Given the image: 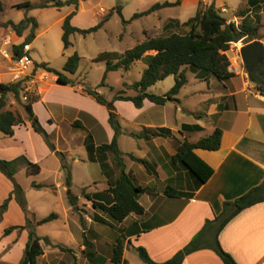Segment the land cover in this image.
<instances>
[{"label":"crops","instance_id":"crops-1","mask_svg":"<svg viewBox=\"0 0 264 264\" xmlns=\"http://www.w3.org/2000/svg\"><path fill=\"white\" fill-rule=\"evenodd\" d=\"M176 1L101 0L99 9L94 14L100 20L96 25L85 26L81 25L78 19L88 13L85 5L90 0H86L80 3L79 10L72 19V25L80 29H89L97 26L110 14V19L99 30L101 31L107 28L111 18L117 15L120 9L123 17L128 21L125 24L128 27L126 29L132 27L134 21L142 18L151 19L148 21V27L143 28L139 36L136 44L138 45L147 38L161 36L165 32V26L172 21H175L173 22L176 25L175 29L178 24L186 22L178 17L169 16L167 13L169 9L190 7L197 13L201 2L206 5L214 2L219 10L226 8L230 12L226 0H181L179 6L161 8L149 16L132 20L135 14L145 12L156 4L175 3ZM107 3H109L108 6H104ZM257 4L255 0H243V2L241 0L239 8L233 12L238 11L243 5L246 10H251L250 14L253 15V8ZM32 5L37 6V4ZM62 9H67L62 19L74 11L73 6H66ZM243 19L235 16L232 22L240 25ZM125 34L126 31L120 36V40L125 39ZM257 40L264 44V38ZM33 43L27 46L29 55ZM154 54H156L154 51L147 53V55ZM141 61L144 63L143 60ZM35 65L28 67L27 73L23 76L20 74L14 76L11 73L13 78L4 84L25 80L24 92L27 95L24 98L27 99L28 93L38 98L32 105L33 112L51 135L56 150L64 153L66 159H72L73 164L71 166L68 164L71 168L73 183L75 165H80L86 170L85 189L87 192L94 194L106 191L110 183L116 181L120 171L109 160V170L107 174H103L100 164L89 159L85 140L88 135H92L97 146L113 141L115 132L110 124L108 108L84 91V85L80 82L82 77L77 75L78 71L74 78L77 86H65L57 82L56 75L42 69L35 70ZM241 66L243 65L236 62L235 68L231 69L236 75L222 82L223 88L217 81V84H213L212 76L199 79L195 73L196 78L208 83V86L206 89L193 93L195 96L201 95L204 98L193 107L187 106L185 99L181 98L188 82L177 97L179 101L169 102L164 106L147 100L143 108L138 109L130 101L115 102L122 126L119 148L123 153L126 172L138 186L146 189L139 199L140 204L145 208V213L141 216L132 214L122 223H117L120 234L116 235L113 228L116 223L107 215L96 211L92 203L87 200L91 204L88 205L89 207L85 204L84 206L86 210L91 208L92 215L85 213V216L81 217L82 221L74 215L81 224L79 230L85 233L93 244L94 256L92 259H86L84 264H117L112 261V255L113 245L120 238L119 236H124L125 240L123 262L119 264H146L139 256L138 247L145 248L155 262H166L185 248L201 232L208 220L220 215L226 202L235 201L264 182V106L261 105L262 97L254 92L253 82L248 73L242 71ZM3 75L5 73H0L1 78ZM69 76L72 79L71 75ZM9 96L12 100L10 105H13L14 95L9 94ZM114 97L113 95L110 99L104 98L112 101ZM174 104L176 107H173ZM10 109L12 110V107L7 110ZM20 115L24 123L15 126L13 136H7L0 131V159L11 161L25 156L31 162L40 165L41 173L34 176L29 175L24 166L21 167L15 175V180L19 185V176L25 175L31 179V187L36 191L46 190L51 185H55L57 192L61 188L68 192L61 159L51 150L44 137L33 129L27 112L21 111ZM75 123H80L81 127L76 126ZM185 125L199 127V129L185 130L183 129ZM159 129H169L171 135L150 139L132 136L133 133L150 134ZM217 129L223 131L219 150H195L196 155L214 170L212 177L198 188L196 180L190 173L180 165L174 164L173 157L177 154L181 142L188 140L191 143H197L202 138L212 135ZM76 145L84 149L86 154L83 152L81 155L75 154L73 147ZM130 155L146 161L148 166L133 160ZM48 163L54 166V175L60 181L64 180L63 182L56 184L50 180L51 178L48 181L40 180L45 171V165ZM92 164L99 165L102 177L98 178L89 171ZM0 183L7 186L0 195L1 205L14 191V184L1 172ZM34 183L46 187L39 190L33 187ZM100 183L102 188L98 186ZM169 185L177 189L181 196L168 197L165 191ZM79 199L82 200V197ZM14 206L20 207L15 199L10 202L3 220ZM95 215L100 216L104 223L94 221ZM4 231L3 237L7 242L17 236V231L9 236H4ZM4 239L0 243L1 246L2 244L7 245ZM219 240L223 249L231 254L238 264H264V203L241 212L224 228ZM22 241L24 243L12 244V248L1 257L0 264H8L7 261L12 257L17 258L14 264L21 261L28 241V233H25ZM18 249H20L19 255L16 252ZM84 249L85 246H81L77 256L80 253L83 254ZM183 264H224V262L214 250L208 248L187 256Z\"/></svg>","mask_w":264,"mask_h":264},{"label":"trees","instance_id":"trees-1","mask_svg":"<svg viewBox=\"0 0 264 264\" xmlns=\"http://www.w3.org/2000/svg\"><path fill=\"white\" fill-rule=\"evenodd\" d=\"M86 0H50L45 4L34 6L30 2L20 3L18 8H26L28 10L36 8H55L62 9L66 6H73L74 11L64 19L63 23V44L64 48L69 49L73 43L71 38L75 34L87 36L89 34L98 32L105 22L110 19V14L101 21L97 26L89 29H80L72 25V19L79 10V5ZM258 4L253 8V15L251 10H242L239 17L244 18L241 25L236 23H229L224 17V14L216 7L213 2L206 5L201 2L196 15L183 24H178V28L183 29L184 32L175 30V24L171 23L165 26V32L155 38H147L144 42L136 45L134 48L125 52L122 56L117 57V62L113 60L107 61V70L104 75L101 86H106V79L109 72L118 71L120 69L131 70L136 62L143 60L147 65L142 79L136 82L129 88L137 92L136 95H127L125 90L119 91L112 101H107L97 90L84 88V91L93 96L100 104L106 106L110 114V124L115 132L114 139L109 144L97 146L93 136L88 135L85 140V146L89 154V159L93 162H98L101 166L103 174H107L109 170L108 161L111 160L115 167L120 171V174L115 182L110 183L109 188L104 192L88 193L83 190L82 195L85 199L92 203L93 208L107 215L112 221L122 223L132 214L141 216L145 213V208L140 204L139 199L146 189L138 186L133 178L126 172V165L123 159V153L119 148V137L122 134V126L115 107L116 101H130L136 108L141 109L145 101H150L156 105L164 106L169 102H178L177 98L182 88L187 84L186 70L189 69L197 74V78L205 79L214 76L219 81L224 82L233 78L236 74L231 70V61L227 55L232 44L244 41L249 44L257 39H262L259 31L263 24L264 16V0H255ZM181 4V0L175 3L156 4L151 9L137 13L132 20H136L145 16L151 15L153 12L165 8L176 7ZM3 11V5L0 0V12ZM118 13L122 18L123 24H127L120 9ZM11 26L19 37L30 29V33L25 37V40L20 45L14 47V58L20 59L29 55L26 47L30 46L36 39V31L39 28L36 18L26 16L23 21L16 24L10 22ZM156 52L154 55H147L149 52ZM109 56L108 54H103ZM82 57L75 53L72 55L65 67L64 72L58 71L50 66L49 63H36L35 70L42 69L46 72L57 76V82L60 85L76 87L77 84L69 77L75 75L79 70ZM204 72V73H203ZM256 85L264 83V72L260 68L254 72ZM174 76L176 79L174 87L165 95H157L150 92V88L166 80L168 77ZM25 80L18 81L11 84H0V131L7 136L14 135V128L17 125L23 124L22 116L12 110H7L8 96L13 94L15 99L20 100L21 93L24 91ZM29 102L25 105V110L32 123L33 129L41 134L51 150L57 154L62 161V169L66 174L65 185L68 188V200L74 211L81 210L78 202L79 197L74 195L71 191L73 186V178L71 168L66 161V156L62 152L56 150L52 142L51 135L43 127L39 119L33 112L32 105L37 101V97L29 95L27 97ZM76 126L81 127L80 123H75ZM192 127L185 125L183 129L192 130ZM171 135L169 129H159L150 134H132L134 137L148 138ZM223 131L217 129L212 135L202 138L197 143H191L188 140L181 142L178 146L177 154L173 157L175 165H180L187 170L190 175L196 180L197 187L205 184L213 175L214 170L209 167L203 160H201L195 153L197 149H204L208 151H217L221 148ZM131 158L135 161L141 162L148 166L147 162L138 159L132 155ZM27 169V173L31 176L39 175L41 173L40 165L31 162L27 157L22 156L17 159L7 161L0 159V172L4 174L14 184V191L11 195L0 205V223L3 220L4 214L9 208V204L13 199L19 203L26 214V225L12 226L6 228L4 236L11 235L16 230L27 229L28 241L24 250L23 257L18 264H37L38 259L45 254L42 242L45 241L51 245L48 237H41L36 232L37 226L50 223L58 219L57 214H51L36 223L28 216V205L25 198V191L22 186L15 180V175L21 167ZM36 189H43L46 186L41 184H33ZM166 195L171 198L180 197L181 193L171 187H167ZM264 203V182L251 189L249 192L236 199L233 202H226L222 213L215 216L214 219L208 220L204 228L199 232L193 240L182 250H180L170 260L158 263L155 262L149 255L148 251L143 247H138V253L141 260L146 264H183L187 256L202 250L212 249L222 259L224 264H238L231 254L226 252L221 246L219 237L224 228L241 212L251 208L257 204ZM94 221L104 223L100 216L95 215ZM84 225V221H83ZM84 254L87 259H92L93 244L86 237L84 233ZM59 247V246H58ZM64 252L71 253L72 249L60 247ZM125 250L124 236H121L113 245L112 261L114 263H122Z\"/></svg>","mask_w":264,"mask_h":264},{"label":"rangeland","instance_id":"rangeland-1","mask_svg":"<svg viewBox=\"0 0 264 264\" xmlns=\"http://www.w3.org/2000/svg\"><path fill=\"white\" fill-rule=\"evenodd\" d=\"M226 1L230 12L224 14V17L229 23H233L232 20L234 17H239L240 11L245 10L246 7L242 5L238 11L233 12L236 8H239V3L241 0ZM1 2L3 5V11L0 12V73H5V75H3L2 78L0 76V83L9 82L13 78V75L15 76L20 74L23 76L24 73H27L26 71L28 70V67H33L35 63H49L52 68L64 72V67L68 59L75 53H78L82 57V60L77 75H81L82 77L80 82L84 85L83 88L97 90L101 95H104V97L108 99H110L113 95L116 96L117 93L122 90H125L127 95L137 94V92L129 88V86H132L142 79V76L147 69V65L142 61L136 62L135 66H133V68L129 71L120 69L118 71L109 72L106 79V86H101V83L107 70V61L113 60L117 62L118 56H122L128 50L134 48L138 42L139 36H141L143 28L148 27V21H151V19L142 18L140 20L134 21L132 27L126 29L128 27L123 24L122 18L118 13L111 18L106 29L87 36L80 34L74 35L72 37L73 46L66 50L62 40L64 23V19L62 18L66 14L67 9L36 8L28 10L26 8L17 7L18 4L25 2L37 4L38 6L47 3V0H1ZM100 2L101 0H90V2L85 5V9L88 11V13L83 14L78 19L81 25H96L100 18L94 14L98 11L101 4ZM108 4L109 3L104 4V6H108ZM167 13L169 16L178 17L184 21H187L196 15V11L190 7L169 9ZM26 16L36 18L39 29L36 31L37 38L35 39L30 52L32 65L22 69L16 65V59L14 57H11V59L5 57L3 50L6 48L4 46V42L8 36L13 37L14 43L13 46L8 48L10 55H14L15 46L24 42L25 37L30 33V29L27 30L22 37H19L16 31L11 26H9V23L14 22L18 24L23 21ZM175 30L178 32H184L183 29L178 27ZM125 31V39L120 40V36L125 33ZM259 35L264 38V21ZM243 45H246L244 41L232 44L230 51L227 52V55L231 61V69L235 68L237 62L240 65H243L241 66L242 71L247 73L240 54V50ZM27 49L28 47H26V51ZM108 52L110 53V57L103 55L108 54ZM262 68L264 72V66ZM186 71L188 84L186 85L185 90H183L184 94L181 96V98L185 99L187 106L193 107L198 105V103L204 99L201 95L195 96L193 93L200 89H206L208 83L197 79L195 72L188 69ZM71 77L72 80H75L74 78H76L75 75H71ZM212 79L213 84H217L218 82L221 83L219 85L222 88L224 87V84H222V82H220L216 77L212 76ZM175 82V77L170 76L166 80L153 86L150 92L157 95H165L174 87ZM253 90L256 94H259L262 97L261 105L264 106V83L257 86L256 83L253 82ZM28 94L33 95L31 93ZM26 95L27 94L23 91L21 93L20 100H17L14 97L15 103L13 105H10L12 100L9 98L10 96H8V106L6 109L12 107V110L18 114H20L21 111H26L25 105L29 102L28 99L24 98ZM173 107H176V104H174ZM201 108H203V106H201ZM178 115H182V113H178ZM179 117L180 116H178V118ZM73 152H76L75 154L78 155H81L82 152L86 154L85 150H82L79 145L73 147ZM66 161L70 164V166L73 164L72 159H66ZM89 171L98 178L102 177L98 164L90 165ZM74 172L75 180L71 191L74 195L82 197V200L79 199L78 202L81 210L78 211H74L73 207L69 208L70 204L68 203V192L64 190V188L59 189L57 192V187H55V185H51L46 190L36 191L31 187L32 181L30 178L25 175H21L18 178L20 185L25 191V198L29 209L28 216L32 221L36 223L39 219L46 218L51 214L58 215V219L36 227L37 234L43 238L48 237L51 243V245H49L45 241L42 242L43 246L45 247V254L43 257L39 258L37 264H84L87 259L84 253H80L79 256H77L79 248L84 246V234L79 230L81 224L78 222L79 220L76 217H84L85 213L88 215L90 214L91 216V208L88 209V212L84 206L85 204L86 207H89L88 205L91 203H88L87 199H85L82 195V192L85 190V186L87 185L85 181V167L75 165ZM54 173V166L48 163V165H45V171L41 175L40 180L48 181L51 178L50 180L56 184L58 182L64 181H60V179H58ZM98 186L99 188L103 187L101 183ZM5 188H7V186L0 183V195L5 191ZM20 207L16 208L14 206L10 214L0 223V243L3 242V231L6 228L14 225H21V227L26 225V214L24 216L25 212L22 211L23 209L21 208V210ZM74 215L76 217H74ZM115 225L116 226L113 228L116 233H114L119 235V224L116 223ZM16 231L17 236L12 238L13 242L12 240H8L7 242L4 239L7 245L2 244L3 246H1L0 244V259L4 253L8 252L12 248V244H17L20 242L24 243L22 240L25 238V233H28L27 229ZM60 247L72 249L73 252H64L60 249ZM16 252L19 255L20 249H18ZM16 259L12 257L7 262L8 264H14Z\"/></svg>","mask_w":264,"mask_h":264},{"label":"water","instance_id":"water-1","mask_svg":"<svg viewBox=\"0 0 264 264\" xmlns=\"http://www.w3.org/2000/svg\"><path fill=\"white\" fill-rule=\"evenodd\" d=\"M245 69L251 79L255 81L254 72L264 66V44L260 40H255L247 45H243L240 50Z\"/></svg>","mask_w":264,"mask_h":264},{"label":"built area","instance_id":"built-area-1","mask_svg":"<svg viewBox=\"0 0 264 264\" xmlns=\"http://www.w3.org/2000/svg\"><path fill=\"white\" fill-rule=\"evenodd\" d=\"M166 1H169V0H166ZM220 11L222 12V14H226L228 12V10L226 8H221ZM13 37L12 36H8L4 42V46L6 47L4 50H3V54L5 57H8L11 59V57H14V55H10L9 52H8V48L10 46H13ZM16 65L22 69H25L27 68L29 65H32V60L30 59V57L28 56H24L20 59H17L16 60ZM1 82V81H0ZM1 84V83H0Z\"/></svg>","mask_w":264,"mask_h":264},{"label":"flooded vegetation","instance_id":"flooded-vegetation-1","mask_svg":"<svg viewBox=\"0 0 264 264\" xmlns=\"http://www.w3.org/2000/svg\"><path fill=\"white\" fill-rule=\"evenodd\" d=\"M263 69V68H262Z\"/></svg>","mask_w":264,"mask_h":264}]
</instances>
